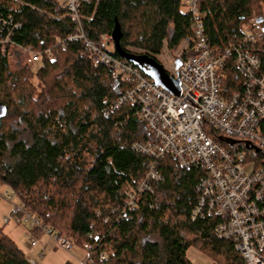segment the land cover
Returning a JSON list of instances; mask_svg holds the SVG:
<instances>
[{"label": "trees", "instance_id": "16d2710c", "mask_svg": "<svg viewBox=\"0 0 264 264\" xmlns=\"http://www.w3.org/2000/svg\"><path fill=\"white\" fill-rule=\"evenodd\" d=\"M127 1L82 3L90 42L101 45V37H112L119 23L122 49L133 53L125 24L131 13L132 42L150 49L166 43L171 53L188 43L183 60L193 56L185 0ZM200 10L210 46L226 49L243 42L254 15L264 19V0H205ZM0 23V104L6 108L0 188L12 191L25 212L70 239L78 251L90 247L95 264H193L191 249L213 264H246L232 242L218 237V218L192 215L206 172L137 152L151 134L138 122L135 107L120 104L132 82L110 66L94 67L96 56L83 42L70 41L76 24L59 0H0ZM30 47L51 51L52 60L44 58L34 71L22 58ZM255 52L264 72V42ZM223 75L221 95L229 100L247 81L233 63ZM216 142L226 148L224 138ZM253 161L264 169V153ZM153 164L160 180L128 209L127 193L139 187ZM0 264H30L2 229Z\"/></svg>", "mask_w": 264, "mask_h": 264}, {"label": "built area", "instance_id": "2783aa9c", "mask_svg": "<svg viewBox=\"0 0 264 264\" xmlns=\"http://www.w3.org/2000/svg\"><path fill=\"white\" fill-rule=\"evenodd\" d=\"M61 1L78 25L76 35L70 41L84 43L96 56L94 67L110 66L116 76L132 82V90L120 100V104L135 107L138 122L151 134L150 142L136 146L137 152L156 161L171 157L186 169H203L206 177L201 182L202 196L193 217L207 215L218 218L221 223L216 233L222 239L227 236L226 221L222 218L227 214L230 226L242 233L238 237L241 242L235 245L236 250L247 264H264V244L255 246L249 242L251 236H247L249 229L264 222V169L250 162L247 151L241 150L245 143H249L264 152V73L260 72L261 63L253 51L258 43L264 41V25L254 19L239 46L215 50L210 48L205 35L200 0H187L194 42L193 56L183 60L184 53L189 49L188 43L184 53L174 55L179 66L175 65L172 74H167L179 81L180 94L175 97L146 79L132 64L115 58L112 37L102 36L98 46L87 39L79 16L82 0ZM22 58L27 65L36 66L44 58L52 60L53 54L51 51L36 53L32 49H23ZM229 63H233L235 70L247 82L239 93L225 100L221 96L220 83ZM218 136L235 145L224 142L226 148L222 147L216 142ZM159 180V172L153 164L139 187L127 193L130 201L128 209H133L140 194ZM1 199L12 200L9 193H0ZM16 212L22 215V220L18 222L28 225L31 231L36 230L41 236L49 237L68 254L76 250L70 239L43 226L22 207ZM33 238L32 247L36 248L38 244ZM80 254L81 258L75 257L78 264L94 263L90 247L86 246ZM104 260V256L100 258V261Z\"/></svg>", "mask_w": 264, "mask_h": 264}, {"label": "rangeland", "instance_id": "374dc122", "mask_svg": "<svg viewBox=\"0 0 264 264\" xmlns=\"http://www.w3.org/2000/svg\"><path fill=\"white\" fill-rule=\"evenodd\" d=\"M125 24L129 39L132 38L131 35L135 31L133 19L129 14L125 17ZM163 44H160L157 49H150L149 47L141 46L131 42L129 44V51L134 54L140 55H149L155 59L168 73L172 74L173 67L177 65L178 58L176 56L167 55L166 50H161ZM161 50V51H160ZM41 63L36 66H30L36 71L40 67ZM29 66V65H28ZM1 194L9 193L12 198L11 202H8L5 199L0 200V229L3 233L12 241V243L27 257V259L33 264H78L76 258H81L80 251L77 249L74 250L72 254H68L63 251L61 248H58L54 241H52L47 236L39 237L35 236L37 231H31L29 226L25 223H19L20 217L22 215L19 212H16L17 208L21 207V203L18 197L10 190L6 188H0ZM19 213L20 217L17 216ZM5 220H8L6 222ZM42 224V223H41ZM36 239L37 247H32V236ZM188 258L193 264H213L206 257L201 255L195 249H191L188 252Z\"/></svg>", "mask_w": 264, "mask_h": 264}, {"label": "water", "instance_id": "95a60500", "mask_svg": "<svg viewBox=\"0 0 264 264\" xmlns=\"http://www.w3.org/2000/svg\"><path fill=\"white\" fill-rule=\"evenodd\" d=\"M258 23H262L261 20ZM123 39L122 29L119 23H116V27L112 34V40L115 46L116 55L121 58V60L126 61L137 69H139L144 76L153 81L158 88H161L165 92L171 94L172 96L178 97L180 94V84L178 80H173L164 70V68L151 56L149 55H138L130 52H126L122 49L121 41ZM179 64V62L177 63ZM179 65H177L178 67ZM6 114V108L0 104V123ZM226 144L233 146L235 143L226 141ZM248 151H255L257 154L260 153L259 150H255L253 147L246 145Z\"/></svg>", "mask_w": 264, "mask_h": 264}, {"label": "bare ground", "instance_id": "6f19581e", "mask_svg": "<svg viewBox=\"0 0 264 264\" xmlns=\"http://www.w3.org/2000/svg\"><path fill=\"white\" fill-rule=\"evenodd\" d=\"M85 1H88V0H82V2H81V5H82V3L83 2H85ZM129 1H131V0H128L127 2H129ZM202 1H205V0H200V2H199V10H200V5H201V2ZM59 2H61L63 5H64V7L68 10V8L66 7V5L61 1V0H59ZM186 2H187V0H185V2H184V5H185V9H186V13H187V15L189 16V18H190V27H191V15L188 13V10H187V6H186ZM81 5H80V9H81ZM80 9H79V16H80V19H81V23H82V28H83V32H84V34H85V31H84V27H83V20H82V17H81V15H80ZM69 11V10H68ZM69 13H70V11H69ZM200 14L203 16V22H204V19H205V15L201 12V10H200ZM70 15H71V17H72V19H73V15L70 13ZM256 20V22L258 23V21L259 20H261L262 21V23H258V24H260V25H264V19H259V18H257L255 15L252 17V20H251V22H250V24H249V26L247 27V29H246V31H245V36H246V33H247V31L249 30V27H250V25H251V23H252V21L253 20ZM74 20V19H73ZM74 22H75V20H74ZM75 24H76V31H77V27H78V25H77V23L75 22ZM204 28H205V22H204ZM76 31H75V34H73L72 35V37L73 36H75L76 35ZM135 32V31H134ZM134 32H133V34L131 35V37H133V35H134ZM205 35H206V31H205ZM206 38H207V36H206ZM131 39L132 38H130L129 39V44L132 42L131 41ZM244 39H245V37H244ZM243 39V40H244ZM207 40H208V38H207ZM264 41H262V42H260V43H263ZM208 43H209V41H208ZM242 43V42H241ZM260 43H258L257 44V46L260 44ZM163 44V46L161 47V50H166L165 51V53L167 54V55H170L171 54V56H173V54L174 55H176V54H180L181 52H185V46H186V44L187 43H184L181 47H180V49L178 50V51H176V52H174V53H171L170 52V50H169V48H168V46H167V44L166 43H162ZM210 45V44H209ZM239 46V45H238ZM256 46V47H257ZM233 47H236V46H233ZM255 47V48H256ZM210 48H212L211 46H210ZM230 48H232V47H230ZM255 48H253V51H254V53L255 54H257L256 52H255ZM28 49H32L33 50V48H28ZM212 49H214V48H212ZM226 49H229V48H226ZM112 50H114L115 51V46H114V42H113V44H112ZM160 50V51H161ZM215 50H218V49H215ZM220 50H225V49H220ZM34 51V50H33ZM167 51H168V53H167ZM35 52V51H34ZM257 56L259 57V55L257 54ZM260 60V59H259ZM260 63H261V61H260ZM260 72H262L261 71V67H260ZM264 73V72H263ZM241 90H242V88H241ZM240 90V91H241ZM239 91V92H240ZM238 92V93H239ZM222 96V95H221ZM235 145V144H234ZM233 145V146H234ZM246 145H249L250 147H253L255 150H259V149H257L255 146H253V145H251V144H249V143H245V145H244V147H242L241 148V150L242 151H244V152H246L247 153V155L249 156V161L250 162H252V163H255L253 160H254V157L256 156V155H258L254 150L253 151H248L247 149H246ZM260 151V153H264L263 151H261V150H259ZM255 154H254V153ZM252 153V154H251ZM259 153V154H260ZM250 154V155H249ZM252 155H253V157H252ZM255 165H256V163H255ZM257 166V165H256ZM225 221H226V232H227V236L226 237H224V238H222V240H224V241H230V242H232L234 245H238L239 244V242H241V241H239V239H238V237H239V234H242L238 229H235V228H233L232 226H230V219H229V216L227 215V214H224L223 215V217H222ZM263 223V225H259V227H256V228H254V229H252V230H248V235L247 236H251L250 237V240H249V242L250 243H254V245L255 246H258V245H261V244H264V222H262ZM263 255H264V251H263ZM242 256V255H241ZM101 257H103V256H101ZM105 257V259H106V256H104ZM244 259V258H243ZM245 260V259H244ZM101 262H103V261H101ZM93 264H95V260H94V263ZM246 264H247V262H246Z\"/></svg>", "mask_w": 264, "mask_h": 264}, {"label": "crops", "instance_id": "0c3cea01", "mask_svg": "<svg viewBox=\"0 0 264 264\" xmlns=\"http://www.w3.org/2000/svg\"><path fill=\"white\" fill-rule=\"evenodd\" d=\"M129 15H130V17L133 19V25H134V29L136 28V24H135V17H134V15L133 14H131V13H128Z\"/></svg>", "mask_w": 264, "mask_h": 264}]
</instances>
